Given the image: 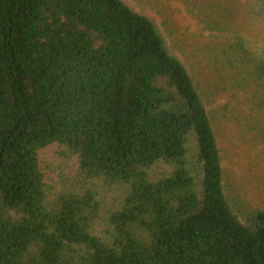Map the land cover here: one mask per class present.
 <instances>
[{"label": "trees", "instance_id": "obj_1", "mask_svg": "<svg viewBox=\"0 0 264 264\" xmlns=\"http://www.w3.org/2000/svg\"><path fill=\"white\" fill-rule=\"evenodd\" d=\"M239 48L264 89V50ZM56 145L83 187L51 196ZM96 184L124 193L101 233ZM0 264H264L193 77L124 0H0Z\"/></svg>", "mask_w": 264, "mask_h": 264}, {"label": "rangeland", "instance_id": "obj_2", "mask_svg": "<svg viewBox=\"0 0 264 264\" xmlns=\"http://www.w3.org/2000/svg\"><path fill=\"white\" fill-rule=\"evenodd\" d=\"M124 1L156 23L170 52L193 77L217 136L225 192L235 212L246 221L264 211L263 82L249 74L239 48L264 50V0ZM60 151L56 145L40 153L51 196L83 187L78 158H64ZM95 187L102 205L101 233L109 215L121 207L124 193Z\"/></svg>", "mask_w": 264, "mask_h": 264}]
</instances>
